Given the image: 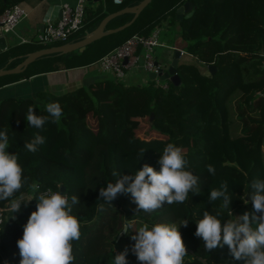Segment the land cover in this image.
<instances>
[{
	"label": "trees",
	"instance_id": "1",
	"mask_svg": "<svg viewBox=\"0 0 264 264\" xmlns=\"http://www.w3.org/2000/svg\"><path fill=\"white\" fill-rule=\"evenodd\" d=\"M17 1L0 0V13ZM181 1L165 0L159 4L158 0H151L122 30L86 45L87 48L101 43L106 53L130 35H148L162 21H168L173 33L161 30V39L184 50L176 66L179 84L167 79V87L163 88L152 78L136 84L105 77L63 92L41 90L39 98L0 100V131H7L10 144L7 151L18 155L28 177V183L13 198L0 201V209L9 208L12 199L25 201L19 211H10L3 221L0 264H20L17 242L37 208L35 198L43 189L57 190L61 184L69 198L77 195L80 199V204L73 206V214L81 221L80 239L73 241V264H113L114 256L125 248L129 249V264H140L131 252L135 244L132 236L137 229L157 223L179 226L184 219L188 225H181L180 232L190 249L184 264H245L244 260L233 259L227 245L207 252L195 232L197 220L203 218L205 210L213 214L220 211L225 217L222 223L230 211L233 216L251 212V181L264 179V0H190L195 5L193 13L178 19L175 13ZM132 15L122 13L110 19L109 24H122ZM175 22L180 23L178 30L173 28ZM176 39L180 45L175 44ZM50 45L54 43L33 48ZM22 46L12 45L1 51L2 63L28 50ZM75 51L42 55L20 72L1 75L0 85L64 67L53 64L49 69L40 63L62 57V62L68 61L75 55L83 56L86 49ZM94 54L84 64L99 58ZM23 57H13L6 65L14 66ZM66 64V67L73 65ZM208 65L215 66L214 73ZM51 102H59L63 110L59 123L55 124L58 131L55 146L59 144L57 136L59 139L65 136L73 145L71 150L81 151L78 160L55 155L53 152L57 151L49 154L50 133L28 125V106L35 107L37 115H44L43 109ZM141 122L146 132L162 137L155 148L139 139L138 131L144 129ZM37 133L46 137V143L39 151L28 152L25 144ZM168 143L182 149L194 174L199 175L201 192L189 193L184 203L165 204L151 213L138 210L130 194L119 195L113 204L100 198V189L115 182L113 171L131 175L146 163L159 171L158 160ZM141 149H146L143 157ZM208 164L215 167V176L207 171ZM222 182H227L228 194L233 197L231 209H221V200L214 205L208 201L211 189L219 188ZM125 228L129 232L123 233Z\"/></svg>",
	"mask_w": 264,
	"mask_h": 264
},
{
	"label": "clouds",
	"instance_id": "2",
	"mask_svg": "<svg viewBox=\"0 0 264 264\" xmlns=\"http://www.w3.org/2000/svg\"><path fill=\"white\" fill-rule=\"evenodd\" d=\"M43 110L46 114L37 115L35 107L28 106L26 120L29 127L43 129L47 123H59L63 115L59 102L48 103ZM45 143L46 137L37 133L26 142L25 149L35 153ZM9 145L7 131H0V201L13 198L28 183L18 155L7 151ZM145 152L146 149L140 150L141 157ZM158 163L159 171L147 163L131 175L113 171L115 182H108L107 187L100 189V198L113 204L119 195L130 194L138 210L151 213L165 204L184 203L189 193L201 192L199 175L194 174L179 146L168 143ZM206 167L215 176V167L212 164ZM250 187L251 212L233 216L230 211L226 222L222 223L225 217L220 211L213 214L205 210L203 218L197 220L195 235L203 240L207 252L227 245L233 259L244 260L245 264H264V179H253ZM35 199L38 200L37 208L31 213L23 237L17 242L20 264H73V241H78L81 236V221L73 214V206L80 204L79 197L73 195L69 198L61 191L49 189ZM232 199L227 182H222L219 188H212L208 197L212 205L221 200V209H231ZM22 202L25 201L12 199V213L19 211ZM181 225L187 227L188 220L184 219L179 226L157 223L149 227L145 224L132 236L135 244L131 252L140 264H184L188 250L180 232ZM127 232L125 228L123 233ZM128 252L129 249L125 248L115 255L113 264H129Z\"/></svg>",
	"mask_w": 264,
	"mask_h": 264
},
{
	"label": "crops",
	"instance_id": "3",
	"mask_svg": "<svg viewBox=\"0 0 264 264\" xmlns=\"http://www.w3.org/2000/svg\"><path fill=\"white\" fill-rule=\"evenodd\" d=\"M3 1H5V0H3ZM76 1L77 0H18L16 3L20 4L22 7H24L26 9L27 16L19 23V25L17 27V31L23 32V33L32 32L33 34L38 32L39 30H41L43 28V26L45 25L47 20H55L59 17L60 8H61L62 3L68 2L71 5H74L76 3ZM139 1L140 0H136V1L135 0H123L120 3H117V2H114L113 0H97V1H93L91 4L86 2L88 12L85 13L83 26L81 27V29L78 32L72 34L69 37L68 41H75V40L83 38L86 33L93 31L97 27V25H99V23L103 19V17H105L108 13L115 12V11L120 10L124 7H127L129 5L136 4ZM163 1H165V0H158V3L161 4V3H163ZM183 1H181V3ZM181 3H179L177 6H179ZM103 12L104 13L106 12V14L102 15ZM123 13H126V12H123ZM128 13H131V12H128ZM185 13L186 12H184V14ZM120 14H122V13H120ZM120 14H117V15H120ZM117 15H115L113 17H116ZM113 17H111L110 19H112ZM110 19H108L105 22L104 27H103L104 30H109L111 28H114L116 26L121 25V24H118L115 26L110 25L109 24ZM169 24H171V23H169L167 21L166 26ZM157 26L162 29L163 28L162 26H164V25L159 24ZM173 28H175V30L179 29L178 26H175V27L173 26ZM122 29H120V30H122ZM161 29H160V31H161ZM117 31H119V30H117ZM117 31H114V32H117ZM110 33H113V32H109V33L104 34V35H108ZM104 35H102V36H104ZM102 36H100V37H102ZM9 38H10L8 40L9 43L7 44L8 47L10 45H22V44L17 43V40H16L14 33L13 34H12V32L9 33ZM99 38H97V39H99ZM160 40L165 43L164 46L161 45L160 47H165L166 49H170L172 51L174 50V47L169 45L166 40L161 39V37H160ZM175 41H176L175 44L180 45L179 39H176ZM94 44L95 45H93V46L91 45L87 48H86V45H87L86 44L82 50L75 49V50H79L80 52L83 51L84 49H86V52L83 54V56L75 55L72 59H69L68 61L66 60L64 62L61 61L62 59H64V57H62V58L52 60V61H49V59L42 60L40 63V65L42 64L43 66H45L49 69L51 68V65H53V64L54 65L58 64L59 67L60 66H64V67L53 69V70H46L45 72L35 73V74H33L27 78H20V79H17V80L11 81V82H6V83L0 85V100H3V99L8 98V97L39 98L41 90H50L53 92H63L66 90L60 91V90L56 89V87L57 86H64V85H76V84H78V86L79 85H88L89 83H91L92 81L97 80V79H101V78H105V77H107V78L112 77L113 78L114 76L112 73L107 72V71H102L99 68L96 60H95V62L97 64L96 67H92L90 65L91 62L84 64L86 62V60L90 59L89 55L93 56V53H96L94 55H97L98 57H100V55L102 56V54L106 51L105 49H102V47H100L101 43L97 42ZM35 45H39V44L23 43L22 47L23 48L25 47L24 49H28V50H25L23 52H18L13 57L16 58V57L25 56L28 52H31V51L37 49V48H33V46H35ZM45 47H47V46H45ZM157 47H159V46H157ZM157 47L155 48V54H156V58L160 61V60H162L161 54L163 52H161L159 49H157ZM75 50H72V51H75ZM64 53H66V52H64ZM75 53H78V52L75 51ZM85 54L89 58H87V56L84 58ZM168 55L172 56L173 54L170 53ZM13 57H11V58H13ZM9 60H7L5 63L0 64V68L1 67H9L8 65H6V63ZM67 62L69 63V65H72V64L73 65L66 67V65H68V64H66ZM40 65H38V66H40ZM146 71L149 73L146 74L145 73ZM8 74H11V73H8ZM153 76H154L153 73H150V71L144 69L141 65L138 64L129 73H127V75L125 77V81H127L129 83L141 84V83H146L147 80L151 79ZM71 82H74L75 84H72ZM73 88H75V87H73ZM69 89H72V88H67V90H69Z\"/></svg>",
	"mask_w": 264,
	"mask_h": 264
},
{
	"label": "built area",
	"instance_id": "4",
	"mask_svg": "<svg viewBox=\"0 0 264 264\" xmlns=\"http://www.w3.org/2000/svg\"><path fill=\"white\" fill-rule=\"evenodd\" d=\"M113 1L120 3L123 0ZM86 2V0H77L74 5L68 2L62 3L60 16L55 20H47L43 28L34 34L32 32L17 31L19 23L27 16V11L20 4L14 3L0 13V29L8 34L14 33L18 44L38 43L47 45L58 41H67L72 34L78 32L83 26ZM160 29L156 26L148 35L138 33L130 35L120 45L96 60L99 68L102 71L112 73L116 78L125 79L127 73L139 64L150 73H153L152 79L156 85L166 88L167 79L160 78L161 69L166 68L163 67L155 54L157 46L165 45L160 40ZM182 53H184L183 49ZM124 59H126V62L123 61ZM262 64L264 65V57ZM49 189H43L42 193ZM52 191H60V187ZM62 194H66V192ZM10 211V207L0 209V229Z\"/></svg>",
	"mask_w": 264,
	"mask_h": 264
},
{
	"label": "water",
	"instance_id": "5",
	"mask_svg": "<svg viewBox=\"0 0 264 264\" xmlns=\"http://www.w3.org/2000/svg\"><path fill=\"white\" fill-rule=\"evenodd\" d=\"M93 1H97V0H87V2L89 4H91ZM150 0H140L139 2H137L136 4L133 5H129L127 7H124L120 10H117L115 12H111L108 13L105 17H103V19L100 21L99 25H97V27L89 32L86 33L85 36L81 39L75 40V41H65L63 43L60 44H55V45H50L47 47H42L36 50H33L31 52H28L24 58L17 63L14 66L11 67H1L0 68V75L3 74H8V73H17L20 72L22 70H24L27 65L29 63H31L32 61H34L36 58L42 56V55H46V54H51V53H59V52H69L75 49H79L82 50L86 44L92 42L93 40L99 38L100 36L107 34L109 32H114L117 30H120L122 28H124L125 26L129 25L131 22L134 21V19L138 16V14L140 13V11L145 7V5L149 2ZM195 8V5L192 4V2L190 0H184L177 8H176V13H175V17L178 19H181L183 17H188L193 13V10ZM123 12H131L133 13V16L131 17L130 20H128L127 22L116 26L114 28H111L109 30H104V24L105 22L110 19L111 17L123 13ZM184 12H186L184 14ZM60 16V14H59ZM9 34L6 32H3L0 29V52L9 48L7 46V44L9 43ZM182 53V49L179 47H174L173 50V55L171 58V61L169 63V65L167 66L166 69L162 70V73L160 74V78L161 79H169L170 81H172L173 84L177 85L180 83V77L176 71V66L179 60V57L181 56ZM124 62H126V59L123 60ZM208 69L211 73H214V69L215 66L214 65H208ZM153 117V112H151L150 114V118ZM60 191L62 193L66 192L65 186L63 184L60 185ZM187 250L189 251L190 249L187 247Z\"/></svg>",
	"mask_w": 264,
	"mask_h": 264
},
{
	"label": "rangeland",
	"instance_id": "6",
	"mask_svg": "<svg viewBox=\"0 0 264 264\" xmlns=\"http://www.w3.org/2000/svg\"><path fill=\"white\" fill-rule=\"evenodd\" d=\"M161 25H164L162 26L163 28L161 29L162 31H164L165 34H169V33H173V29L171 28L170 24L166 26V21H162ZM174 26H178L180 28V23L179 22H175ZM171 31V32H170ZM177 37V35H176ZM60 44L62 43V41H58V42H55L54 44ZM175 47H179V46H175ZM181 48V47H179ZM157 49H159L161 52H163L161 54L162 56V60H160L161 64L163 65V67L167 68L168 64L170 63L171 61V58L172 56L171 55H168L170 53L173 54V51L170 50V49H166L165 47H157ZM185 57H187L185 55ZM184 56L182 58H185ZM160 58V57H159ZM2 63V60H0V64ZM90 65L92 67H96L97 64L95 61L91 62ZM146 74H148L149 72H145ZM147 76V75H146ZM62 83V82H61ZM72 84H75L74 82H71ZM78 86V84L76 85H64V86H57L56 89L58 90H67V88H73V87H76ZM41 100V98H40ZM141 124H143V122H141ZM140 124V125H141ZM142 126H144V129L143 127L141 128V131H138V136L140 137L139 139L142 140V142L146 141V144L148 146H150V148H155V146H157V143H159V140L162 141V137L158 134H156L155 132H152V131H149V132H146L145 130V124H143ZM43 130H45V132H49L50 133V138L48 139V142L47 144L50 146L48 148L49 150V154H51V152L53 151H57L56 153L53 152L55 155H58V156H65L69 159H75V160H78L80 159L81 157V151L78 150L77 148H75L74 150H71V141H68L67 138H65V136H61V139L58 138L57 136V143H59L57 146H55V139H56V133H58V131L55 129V124L53 123H47L45 125V127L43 128ZM56 147V149L54 148ZM55 149V150H54ZM84 155V154H83ZM53 156V155H52ZM32 193H30V196H31Z\"/></svg>",
	"mask_w": 264,
	"mask_h": 264
}]
</instances>
